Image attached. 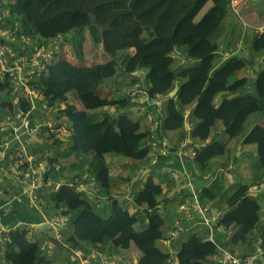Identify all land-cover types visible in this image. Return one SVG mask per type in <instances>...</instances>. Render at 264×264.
I'll use <instances>...</instances> for the list:
<instances>
[{
	"label": "trees",
	"instance_id": "1",
	"mask_svg": "<svg viewBox=\"0 0 264 264\" xmlns=\"http://www.w3.org/2000/svg\"><path fill=\"white\" fill-rule=\"evenodd\" d=\"M3 1L1 7L6 9L8 0ZM208 2L211 6L197 20ZM221 3L222 0H10V22L17 21L30 41L52 48L46 40L56 36L69 44L77 61L65 59L64 53H54L49 71L41 81L47 106L67 122L70 133L67 139L55 138L49 145L60 147V152L56 151L63 172L59 177L73 183L75 177L86 174L96 180L97 198L102 195L111 198L113 177L105 154L125 156L134 169L151 163V142L160 138L141 121L122 111L134 104L129 90H135L133 87L140 82L134 75L139 69L145 70L143 84L148 95L162 98L163 135L179 131L180 137L185 138V111L191 110L188 118L194 123L190 132L193 143L188 146L193 153L192 159L187 157L191 164L207 171L212 158L227 152V142L218 134L213 135V128L221 120L224 134L230 139L236 138L241 136L249 115L264 112V67L253 81L252 92L247 91L246 77L237 78L236 75L232 79L247 63L234 53L235 47L219 45L212 39L227 16L230 0L226 9ZM87 33L95 46L102 45L109 57L107 62L82 64ZM174 46L181 50L182 57H171ZM249 47L264 55V30L256 34ZM131 48L135 49L133 55L129 52ZM218 54L223 60L216 66L214 61ZM188 59L193 62L188 63ZM121 70L132 76L127 93L109 101H91L90 97ZM7 79V76L0 79V88L7 86ZM177 87L176 94L170 96ZM71 94L81 100L85 110L71 102ZM220 94L223 100L218 103ZM104 106H116L120 110L115 114L93 112ZM146 112L156 117L152 109ZM145 113H141L142 116ZM241 137V144H256L257 159L264 166V127L256 124ZM161 157L163 155L159 159ZM64 160H75L73 165L81 160L84 169L68 178L64 175ZM161 175L163 180H168V189L174 185L170 172ZM248 190V184L237 186L227 198V209L223 210L218 222L219 226L231 230L229 248L248 246L261 231L254 232L261 206L257 198L248 195ZM166 192L151 175L135 195L139 211L130 213L117 200H109L108 215L101 214L105 213V208L97 207L98 199L78 192L74 185H62L56 192H46L42 196L49 205L47 209L53 207V214L54 209L65 207L63 214L70 215L67 225L70 233L61 245H69L71 249L94 247L107 255L112 252L103 249L106 245L120 250L135 248L140 252L136 264H167L171 254L157 246V241L165 238L161 203L166 199L161 201V197ZM210 192L211 189L205 187L202 196L213 198ZM5 194L8 196L6 191ZM138 222L140 230L135 228ZM168 232L169 229L166 238ZM9 236L11 242L0 251L4 264H47L45 249L37 240L32 241L19 229L12 230ZM204 238L203 234L192 233L187 242H181L176 249L178 264H211L210 258L217 245Z\"/></svg>",
	"mask_w": 264,
	"mask_h": 264
},
{
	"label": "built area",
	"instance_id": "2",
	"mask_svg": "<svg viewBox=\"0 0 264 264\" xmlns=\"http://www.w3.org/2000/svg\"><path fill=\"white\" fill-rule=\"evenodd\" d=\"M236 1L232 0V3ZM3 2L0 0V79L6 76L8 79L7 86L0 88V188L6 191L8 196L5 193L0 195L2 199L0 251L11 242L9 233L12 230L24 231L27 237L36 241L33 233L38 229V223L18 222L5 225L1 222V211L6 209L8 204L16 200H25L30 209L43 216V219H47L49 205L42 195H46V192H56L62 185H74L78 192H84L91 199L103 198L102 196L97 198L98 187L93 177L80 175L74 178L73 183L59 177L63 173L61 164L55 148L49 146L55 138L64 140L70 136L67 122L58 117L53 108L47 106L41 85L42 78L47 75L52 63V55L62 52L59 43L64 44L65 51L68 49L66 41L55 36L51 38L52 48H46L41 44L37 46L29 40L17 21L10 22L11 17H8L10 0L6 9L1 7ZM238 8L233 6L236 12ZM237 47L239 48V44ZM172 52L170 54L172 58L182 57V52L177 46H174ZM187 62L191 64L193 60L188 59ZM145 74L144 69L135 71L134 75L139 77L140 82L133 87L135 90H131L132 88L129 90L132 101L136 102L142 114L151 109L160 111L163 103L161 96L158 95L154 99L146 92L143 84ZM188 112L189 110L185 111V117L188 116ZM161 125V116H158L153 120L151 129L163 142V150L160 152V155H163L171 153L172 148L161 131ZM186 146L187 142L183 141L181 149L173 150L177 155L178 167L162 171L163 174L170 172L175 182L169 189L167 188L161 201L179 196V211L182 215V218L169 229L166 239L172 242L189 223H198L207 229V237L217 245L210 259L211 264H263L264 224L261 225L260 234L253 242L252 250L245 252L238 247H227L231 230L218 225L224 211L212 206L202 197L201 193L206 185L200 182L193 169L187 166L183 150ZM214 174L220 175L217 170ZM222 174L226 176V172L222 171ZM261 187L263 185L251 189L248 194L257 197ZM131 199H134V196ZM50 225L51 229L61 227L55 220ZM65 247L75 255V259L72 257L68 264H92L93 261L115 264L122 261L121 255H107L94 247H90L86 253L71 249L69 245ZM169 262L177 264L174 259H170Z\"/></svg>",
	"mask_w": 264,
	"mask_h": 264
},
{
	"label": "crops",
	"instance_id": "3",
	"mask_svg": "<svg viewBox=\"0 0 264 264\" xmlns=\"http://www.w3.org/2000/svg\"><path fill=\"white\" fill-rule=\"evenodd\" d=\"M239 1H240V6H239L238 14L233 11L232 4L230 1L228 5L227 16L221 26V29L224 27V30L221 31V33H219L218 43L219 45H226L229 47L232 46L233 48L237 44H239V49L235 53L237 55H240V57L246 61L247 65L243 69L237 71V78L246 77L248 80L247 91L252 92L253 89L252 87L254 84L253 81L255 80L258 72L264 67V55L261 52L252 51L249 45H250V41L252 42L254 40L256 34L264 30V0H239ZM229 12L240 16L241 20L238 19L239 21L237 22L234 17L229 15ZM241 21H243L244 29H242ZM219 37H221V39ZM66 45L69 48V44L66 43ZM93 49L97 50L96 53H98V55L101 54L100 55L102 57L101 60H98L97 62L90 61L92 60L91 58H93V54L88 55V52L89 51L93 52ZM84 52H85L84 53L85 57H84V61L82 62L84 66H89L96 63H104L109 60V57L103 51L102 45L95 46L92 43V40L89 37L88 33L84 42ZM129 52L131 55H133L135 53V49L131 48L129 49ZM255 55L258 59L254 58ZM222 60L223 57L220 54H218L214 61L215 65L216 66L219 65L222 62ZM75 62L77 63V61ZM131 77H132L131 75L126 74L125 72H123V70L119 71L110 81L104 83L99 88V90L90 97V99L91 100H97V99L105 100L106 98L111 99L116 95V91H115L116 87L121 91L123 89V92L127 93L128 88L130 87L129 83ZM112 82L114 83L112 84ZM109 84L113 86L109 87ZM97 95L99 96V98L97 97ZM227 95L229 97L233 96L231 93H227ZM70 99H72L71 102L74 103L76 106L78 105L80 109L85 110L84 105L79 98L71 94ZM222 100H223V94L218 95L217 102L220 103L222 102ZM119 110L120 109H118L116 106H104L94 110L93 112H97L100 114L101 112L105 111L110 114H115ZM187 110H189V112L191 111L188 108L186 109V111ZM122 111L134 120H139V121L142 120L141 123L144 124L142 118L144 116H142L141 112L136 106V102L131 106L124 108ZM256 114L257 113H253L249 115L247 118V120L249 118H252L251 126H249V130L256 124L262 125L264 127V114H259V115ZM257 116H259V118ZM193 126L194 123L190 121L187 122L186 128H184L187 130V134L184 139L188 143L190 142L188 141L187 138L188 137L191 138L190 132ZM214 127H215V132L213 131V135H216V133L223 131L224 129L223 122L221 120H218ZM216 127H218L217 130ZM164 136L167 139L168 144L170 146L176 147V149H180L181 146L180 144L183 139H181L179 131H174ZM241 138L242 137H240L239 139L238 138L230 139L228 136H226V141L229 142L227 143V152L224 155L212 158L210 160L211 167L207 171L198 169L195 164H191L189 166L187 163V165L193 169L199 181L205 183L207 187L211 189L210 193L211 195H214V197L208 198L209 200L208 202L212 206L217 207L219 209L224 210L221 203L223 202V200H227L226 197L231 195L233 190L235 191V189L237 188L236 187L235 189L230 191L229 190L230 185H234L235 183H237L238 185L248 184L249 190L257 189L258 187H260V185H263V187H261L262 189L259 190L257 195V199L261 206V209L259 211V221L257 222L256 229L254 232L258 233L261 225L264 224V166L261 165L257 159L256 144H241L240 141ZM157 140L155 141L152 140L151 142V150L149 153L150 155L149 158L152 164L146 163L137 166L134 170H132L133 173L128 177L125 175L126 173L122 171L119 165L124 161L117 160L118 158L114 155H111L112 153L105 154V161L107 165L110 164V166L108 167L113 177V181L110 186L111 198L102 195L103 198L99 199V202H97L96 205L99 209L105 208L104 210L106 215L110 213L109 200L110 201L117 200L119 205L125 209H128L130 213H136L137 211H139L140 209L135 205V202L133 199H131L130 195L137 194L133 192V189L139 186L138 189L141 190L144 187L145 181L151 175L154 177L155 182L161 183L163 190H166L168 188V184H167L168 180L167 179L163 180L164 177H162L161 174H163L162 171L164 169L172 170L178 167L176 165L178 164L176 160L177 155L171 153H167V154L165 153L163 154V157L159 159V157L161 156L160 152H162L163 150V142L161 139H157ZM232 142L237 143L235 153L230 149L235 144ZM191 143H193V140ZM188 150L189 152L187 151L186 148L187 157H191L193 153L192 148L189 147ZM154 163H157V166H154L153 165ZM216 170L220 174L219 177L217 176V178H215L216 175L214 174ZM222 171L226 172V176L222 174ZM248 172L254 173L255 177L251 179L252 175L251 174L248 175ZM234 179L235 180L237 179L236 182H233ZM2 193L5 192L0 188V195H2ZM179 203H180V197L174 196L170 199H166L162 205V213L165 216V224H166L165 238L163 239V241L166 248L168 249L167 251L171 254V258H174L175 260H176V249L181 242H187L192 233H199L203 235L207 233V230L203 226H201L198 223H194L191 226L187 225L188 229L179 233L172 240V242H170L169 239H166L167 230L170 229L176 221L182 218V215L180 216L181 213L179 211ZM125 205L126 207H124ZM36 221H38V218L36 217V213L32 209H30L26 204V202L24 201H17L16 203L10 204L6 207V209L1 211V222L5 225L7 223L16 224L18 222L35 223ZM145 222L147 223L148 219H146ZM63 224H66V222H63ZM39 231L43 234V237H45L47 240V242L40 243L41 247L45 249V258L47 260H54L60 258L61 262L59 264H68L69 260L72 257L75 259V255L73 254V252H71L66 247L64 248L63 245H57V244L52 245L49 235L44 234V232L41 230ZM188 232L189 234L186 235V233ZM33 238L39 242V240L36 237V234H33ZM253 242L248 246L247 244L241 246L240 249H242L245 252H247L248 250H252ZM89 248H90L89 246H86L83 249H77V250H81L86 253L88 252ZM97 248L101 249L99 246H97ZM103 249L105 251L112 252L111 255L119 254L122 256V261L115 264H136L140 256V252L135 248H131L129 250H120L118 248L112 247L111 245H106L104 246ZM92 264H100V262L93 261Z\"/></svg>",
	"mask_w": 264,
	"mask_h": 264
},
{
	"label": "rangeland",
	"instance_id": "4",
	"mask_svg": "<svg viewBox=\"0 0 264 264\" xmlns=\"http://www.w3.org/2000/svg\"><path fill=\"white\" fill-rule=\"evenodd\" d=\"M231 4H233L234 5V7H236V8H238L239 6H240V1L238 0V1H236L235 3H231ZM233 5H232V9H233ZM211 6V2H208L207 4H206V6L201 10V12L198 14V16H197V20L198 19H200L206 12H207V10H208V8ZM233 11H234V9H233ZM235 12V11H234ZM238 12H239V10H238ZM238 12H235V13H237L238 14ZM229 15L230 16H232V17H234L235 18V20L238 22L239 20L238 19H240V16H238V15H236V14H233V13H230L229 12ZM238 17V18H237ZM241 20V19H240ZM242 22V29H244V25H243V21H241ZM224 30V27L222 28V29H220L219 30V32L216 34V35H214L213 37H212V39H213V41H215V42H218V36H219V33H221V31H223ZM259 30V29H258ZM263 32V31H262ZM262 32H260V33H262ZM220 39H221V37H219ZM238 49V47H237V45L235 46V51ZM66 59H68V60H70V61H72V62H75L76 60H74V58H72L73 57V55H72V53H71V51H70V49H67L66 51ZM97 52V50H95V49H93V52H91V51H89L88 52V55H91V54H93V58H91L92 60H90L91 62H97L98 60H101L102 59V57L100 56V55H98V53H96ZM257 54H259V53H257ZM242 55H244V54H242ZM240 56V55H239ZM254 58L255 59H258L257 57H256V55L254 56ZM236 75L237 74H235V76H233L232 77V79H234L235 77H236ZM114 82H112V84H113ZM111 86H113V85H111V84H109V87H111ZM175 90V89H174ZM115 91H116V95L114 96V97H117V98H120L121 96H122V93H123V90L121 91V90H119L117 87H116V89H115ZM97 97L99 98V96L97 95ZM113 97V98H114ZM108 101H109V98H106ZM105 99V100H106ZM72 100V99H71ZM91 100V99H90ZM91 101H95V102H98V101H101L100 99H97V100H91ZM78 106V105H77ZM155 113H156V117L155 118H153L152 117V115L151 114H149V113H145L143 116L144 117H142L143 118V122H144V125H146V129L147 128H149L150 127V130L152 131V129H151V126H150V123H152V121L153 120H156L157 119V117L158 116H162L161 115V111H157V110H153ZM259 114H264L263 112H258L256 115H259ZM254 117H256V116H254ZM258 118H259V116H257ZM251 120H252V118H249L246 122H245V124H244V128H243V131H242V133L240 134L241 136H243L244 134H246L248 131H249V126H251ZM141 122H142V120H141ZM187 122H190V120H189V118H187V119H185V128H186V124H187ZM218 129V127H216V130ZM213 131L215 132V127L213 128ZM216 134H218L219 135V137L221 138V140H223V141H226V135L224 134V132L223 131H220V132H218V133H216ZM241 136H239V137H236V138H240ZM181 139H183L184 140V138H181ZM183 140H182V142H183ZM181 142V143H182ZM227 143H229L228 141H226ZM232 143H235V142H232ZM231 143V144H232ZM53 144H55V143H53ZM181 145V144H180ZM236 145H237V143H235L230 149L235 153V150H236ZM59 145H54V148H55V152L57 151V153H59L60 152V147H58ZM186 148H187V151L189 152V150H188V148H189V146H186ZM186 148H185V150H186ZM191 153V152H190ZM111 155H114V156H116L118 159L117 160H120V161H124V162H122V163H120L119 165H120V168L122 169V171H124L126 174V176L128 177V176H130L132 173H133V171L132 170H134V168L132 167V164H131V162H130V160L128 159V158H126L125 156H123V155H121V154H117V153H112ZM150 156V155H149ZM192 157V156H191ZM150 159V158H149ZM73 161H75V160H72V161H69L68 162V160H64L63 161V164H64V169H66V173H65V170H64V175L65 176H67V177H72V176H74L73 174H76V173H80L81 172V170L82 169H84V167L83 168H81L82 166H85V165H83L82 164V162H81V160H77L76 162L78 163V164H75V165H73L72 164V162ZM75 163V162H74ZM112 164V163H111ZM108 166H110V164H108ZM120 169V170H121ZM249 174H251L252 176H251V179H253L254 177H255V174L254 173H251V172H248V175ZM250 179V180H251ZM237 180V179H236ZM236 180L234 179L233 180V182H236ZM242 181V180H241ZM238 186V184L237 183H235L234 185H230V188H229V190L230 191H232L233 189H235L236 187ZM139 188V186L138 187H135V189H133V192H135V193H138L139 192V190L140 189H138ZM233 192H234V190H233ZM232 192V193H233ZM134 195H137V194H132V195H130L131 197L132 196H134ZM230 196V195H229ZM228 196V197H229ZM228 197H226V198H228ZM18 201H24L25 202V200H18ZM163 202L164 201H162V203L161 204H163ZM222 204V207L226 210L227 209V200H223V202L221 203ZM124 207H126V205L124 206ZM66 210V208L65 207H59V208H57V209H54V214H53V207H51V209L49 210L48 209V214L46 215L47 216V219H43L42 217L43 216H41L40 214H38V213H36V217L38 218V220H42V222H44V221H46V222H48L49 224L51 223V222H53V220H55V222H57V223H59L60 225H61V227H56V228H53V229H50V230H46V232L44 233V234H51V235H53V238L55 239V240H50L51 241V243H55V244H57V245H61V244H64L65 243V241H67V239H68V235H69V233H70V230H68V227H67V225H68V222H69V219H70V215H65V214H63L64 213V211ZM223 210V209H222ZM60 211H61V213H60ZM102 215H106L105 213H101ZM34 215V214H33ZM54 216V217H53ZM53 217V218H52ZM53 219V220H52ZM63 222H66L67 224H63ZM135 228L137 229V230H140L141 229V226H140V222H138V223H136L135 224ZM163 230L164 231H166V224L164 225V227H163ZM33 234H36V237H37V239L39 240V243H42V242H47V240H46V238L45 237H43V234L37 229V230H35L34 231V233ZM189 234V232L188 233H186V235H188ZM54 235H59V237H56V236H54ZM61 241H63V242H61ZM157 246L160 248V249H162L163 251H167L168 249L166 248V246H165V244H164V241H163V239H161V240H158L157 241ZM65 247V246H64ZM46 260V262H47V264H59L61 261H60V258L59 259H54V260H47V259H45ZM263 261H264V259H263ZM0 264H4L3 263V261L1 260V257H0Z\"/></svg>",
	"mask_w": 264,
	"mask_h": 264
},
{
	"label": "clouds",
	"instance_id": "5",
	"mask_svg": "<svg viewBox=\"0 0 264 264\" xmlns=\"http://www.w3.org/2000/svg\"><path fill=\"white\" fill-rule=\"evenodd\" d=\"M230 1H231V3H232V0H230ZM227 2H228V1H227ZM232 5H233V4H232ZM238 9H239V8H238ZM234 11H235V10H234ZM235 12H236V11H235ZM46 41H47L49 44L52 45L51 38L47 39ZM59 46L61 47V51H62L61 53H64V54H62V55H63L64 58H65L66 56H65L64 44H63V43H59ZM67 48H68V47H67ZM68 49H69V48H68ZM65 59H66V58H65ZM176 89H177V88H176ZM187 118H188V117H186V119H187ZM164 137H165V136H164ZM166 140H167V139H166ZM183 141H186V140L184 139ZM167 142H168V141H167ZM186 142H187V141H186ZM181 144H182V143H181ZM188 144H190V143L187 142V146H188ZM191 144H192V143H191ZM171 148H172V146H171ZM185 148H186V147H184L183 150L185 151L186 161H187L188 165L190 166V165H191V162L188 161V159H187V153H186ZM180 149H181V146H180ZM173 150H177V149H173V148H172V152H173ZM173 154H174V153H173ZM176 159H177V158H176ZM177 162H178V161H177ZM192 164H193V163H192ZM176 165L178 166V164H176ZM188 165H187V166H188ZM189 166H188V167H189ZM189 168H191V167H189ZM191 169H192V168H191ZM217 176H218V175H217ZM217 176H216V178H217ZM218 177H219V176H218ZM64 179H65V178H64ZM204 184H205V183H204ZM205 185H206V184H205ZM205 187H207V185H206ZM205 187H204V188H205ZM167 190H168V189H166L165 191H167ZM250 190H251V189H250ZM250 190H248V193H249ZM202 192H203V191H202ZM201 195H202V193H201ZM248 195H249V194H248ZM249 196H250V195H249ZM202 197H203V196H202ZM251 197H252V196H251ZM203 198H206L207 201H209L207 197H203ZM255 198H257V197H255ZM133 200H135V196H134V199H133ZM220 210H222V209H220ZM222 211H223V210H222ZM38 221H40V220H38ZM38 221H36L35 223H40V222H38ZM41 222H42V221H41ZM193 224H194V223H193ZM189 225H192V223H189ZM201 226H202V225H201ZM186 229H188V228H186ZM186 229H185V230H186ZM205 229H206V228H205ZM38 230H40V229H38ZM206 230H207V229H206ZM183 231H184V230H183ZM183 231H182V232H183ZM48 235L50 236L51 234H48ZM49 238H53V235H51ZM205 238H208V237H207V233L205 234ZM205 238H204V239H205ZM208 239H209V238H208ZM209 241H210V240H209ZM51 244L53 245V244H55V243H51ZM55 245H56V244H55ZM66 248H67V247H66ZM238 248H239V247H238ZM67 249H68V248H67ZM170 259H174V258H169V259L167 260V263L169 262ZM210 259H211V258H210ZM174 260H175V259H174ZM175 261H176V260H175ZM176 262H177V264H178V261H176ZM168 264H170V262H169Z\"/></svg>",
	"mask_w": 264,
	"mask_h": 264
},
{
	"label": "water",
	"instance_id": "6",
	"mask_svg": "<svg viewBox=\"0 0 264 264\" xmlns=\"http://www.w3.org/2000/svg\"><path fill=\"white\" fill-rule=\"evenodd\" d=\"M227 1H228V0H222V3H221V5H222L225 9H226ZM177 90H178V89H175L174 91H172V92L170 93V96H174V95L176 94ZM187 139H188V141H189L190 143L192 142V140H191L190 137H188ZM37 228L40 229L41 231H43V232L45 233L46 230H50V229H51V225H50L48 222L44 221V222H40V223H38V224H37ZM50 236H51V235H50ZM50 236H49V237H50ZM50 239H51V240H55L54 238H50ZM204 241H209V239H208V238H205Z\"/></svg>",
	"mask_w": 264,
	"mask_h": 264
}]
</instances>
